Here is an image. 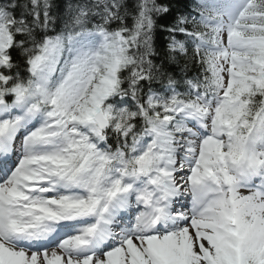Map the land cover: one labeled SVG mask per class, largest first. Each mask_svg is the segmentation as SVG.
<instances>
[{"label":"snow or ice","instance_id":"6c2138e0","mask_svg":"<svg viewBox=\"0 0 264 264\" xmlns=\"http://www.w3.org/2000/svg\"><path fill=\"white\" fill-rule=\"evenodd\" d=\"M184 8L0 0V264H264V0Z\"/></svg>","mask_w":264,"mask_h":264},{"label":"trees","instance_id":"16d2710c","mask_svg":"<svg viewBox=\"0 0 264 264\" xmlns=\"http://www.w3.org/2000/svg\"><path fill=\"white\" fill-rule=\"evenodd\" d=\"M58 2H66V0H58ZM158 2L168 4L172 9V13L170 15H167L165 18L158 20V28H157L158 43L162 44L165 40V36L159 33V25L171 24L177 12L185 11L184 5L190 3L191 0H158ZM189 74H192L191 70Z\"/></svg>","mask_w":264,"mask_h":264}]
</instances>
